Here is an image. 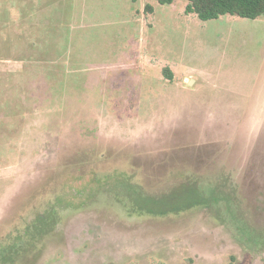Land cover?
<instances>
[{"label":"rangeland","instance_id":"rangeland-1","mask_svg":"<svg viewBox=\"0 0 264 264\" xmlns=\"http://www.w3.org/2000/svg\"><path fill=\"white\" fill-rule=\"evenodd\" d=\"M186 4L0 0V264H264V15Z\"/></svg>","mask_w":264,"mask_h":264},{"label":"trees","instance_id":"trees-1","mask_svg":"<svg viewBox=\"0 0 264 264\" xmlns=\"http://www.w3.org/2000/svg\"><path fill=\"white\" fill-rule=\"evenodd\" d=\"M173 0H159L161 3H171ZM186 13H194L200 20L218 18L221 15L229 14L243 18L255 19L264 15V0H187L185 6ZM188 204L181 207L189 208L199 203L191 198ZM135 207L149 213L161 214L166 211L176 210L175 206L165 208L164 206L150 205L145 198H135ZM158 204V202H156ZM159 205V204H158ZM167 209V210H166ZM35 221H38L35 220ZM243 227L244 224H241Z\"/></svg>","mask_w":264,"mask_h":264}]
</instances>
